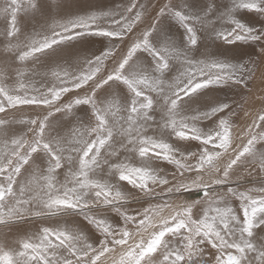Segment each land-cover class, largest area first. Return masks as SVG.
I'll return each mask as SVG.
<instances>
[{"label": "snow or ice", "instance_id": "obj_1", "mask_svg": "<svg viewBox=\"0 0 264 264\" xmlns=\"http://www.w3.org/2000/svg\"><path fill=\"white\" fill-rule=\"evenodd\" d=\"M0 264H264V0H0Z\"/></svg>", "mask_w": 264, "mask_h": 264}]
</instances>
